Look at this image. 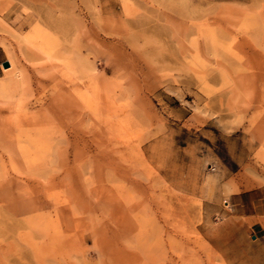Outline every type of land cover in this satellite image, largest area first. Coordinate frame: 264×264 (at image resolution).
<instances>
[{"label":"rangeland","instance_id":"1","mask_svg":"<svg viewBox=\"0 0 264 264\" xmlns=\"http://www.w3.org/2000/svg\"><path fill=\"white\" fill-rule=\"evenodd\" d=\"M34 26L76 40L131 136L68 107L22 40ZM7 58L0 264H264V208L231 206L264 203V0H0V78ZM35 125L50 148L30 161L15 136Z\"/></svg>","mask_w":264,"mask_h":264},{"label":"bare ground","instance_id":"2","mask_svg":"<svg viewBox=\"0 0 264 264\" xmlns=\"http://www.w3.org/2000/svg\"><path fill=\"white\" fill-rule=\"evenodd\" d=\"M41 31L39 27L34 26L29 34L22 36V40L36 50L34 53L43 61L39 69H43L48 73V79L54 82L55 76L59 75L60 80L66 85L68 107L74 108L81 115L86 112L91 114L97 119L99 125L108 135L119 141L123 142L126 137L131 136L133 124L129 115L126 114L123 107L115 104L113 89L108 84L95 80L94 69L89 65L88 60L80 54L76 40L71 38L66 48H57L55 40L48 35L49 33L46 34L47 32ZM204 37L207 44L216 50V45L219 43L214 39L212 34L207 33ZM84 38L85 33L83 32L81 39L84 40ZM233 46H235L234 43ZM226 49L230 52L231 46H227ZM6 62L8 66L4 67L2 64L3 77L0 78L1 106L8 99V89L16 86L18 82L16 79L19 77L18 73H12L15 69V63L10 58H7ZM30 121L34 122L35 120H33V117H30ZM35 127L36 125L27 131H22L19 128L17 136H15L19 152L25 159L30 161L35 159V157L34 159L30 158L32 153L41 154L50 148V131ZM262 156L264 157V150ZM56 215L57 212L53 211V215L51 216ZM45 221L46 219H41L34 223V226L41 227ZM49 224L53 229H56L53 223L49 222Z\"/></svg>","mask_w":264,"mask_h":264},{"label":"crops","instance_id":"3","mask_svg":"<svg viewBox=\"0 0 264 264\" xmlns=\"http://www.w3.org/2000/svg\"><path fill=\"white\" fill-rule=\"evenodd\" d=\"M253 192H258V190L256 191H253ZM247 194L246 192H243V193H238V194H234L233 196L234 197H238V200H236L233 204H231L232 208H235V209H239L236 214V216L238 217H254L255 214H249L247 211L249 209H256V203L259 204V206L263 209L264 208V203L262 202L263 201V198H252V199H248L246 200V195Z\"/></svg>","mask_w":264,"mask_h":264},{"label":"water","instance_id":"4","mask_svg":"<svg viewBox=\"0 0 264 264\" xmlns=\"http://www.w3.org/2000/svg\"><path fill=\"white\" fill-rule=\"evenodd\" d=\"M3 66H4V67H7V66H8V63L5 61V62L3 63Z\"/></svg>","mask_w":264,"mask_h":264}]
</instances>
